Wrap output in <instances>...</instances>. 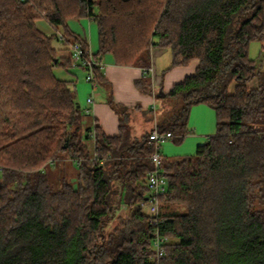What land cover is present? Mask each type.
Wrapping results in <instances>:
<instances>
[{
  "label": "trees",
  "instance_id": "trees-1",
  "mask_svg": "<svg viewBox=\"0 0 264 264\" xmlns=\"http://www.w3.org/2000/svg\"><path fill=\"white\" fill-rule=\"evenodd\" d=\"M82 18L98 25L96 57L145 71L135 86L146 95L152 49L170 50L167 70L199 61L163 96L173 112L140 137L130 117L142 110L110 99L119 133L87 124L92 156L74 82L54 73L70 69L81 39L67 21ZM253 42L264 43V0H0V264H264V68L250 57ZM94 74L107 84L101 69ZM200 104L215 110L216 133L195 155L165 160L152 226L141 209L149 135L157 126L182 143ZM67 161L78 164L75 181L54 183L48 168ZM156 231L169 240L160 259Z\"/></svg>",
  "mask_w": 264,
  "mask_h": 264
},
{
  "label": "crops",
  "instance_id": "crops-1",
  "mask_svg": "<svg viewBox=\"0 0 264 264\" xmlns=\"http://www.w3.org/2000/svg\"><path fill=\"white\" fill-rule=\"evenodd\" d=\"M71 20L77 21L75 25L68 26L71 32L76 37L84 40L89 50L96 55L99 51L97 23L89 18L70 19L69 21ZM36 24L44 33L51 34L54 32V28L44 20H39ZM72 27L78 28L73 30ZM66 54L67 52L65 51L58 53L61 57H65ZM151 57L152 66L150 69L152 71L149 73L153 85L152 95L140 92L135 86V82L146 75L145 71L140 67L119 66L115 63L111 54L102 56L104 62L102 71L107 79L105 86L97 85V88L93 90L91 83L86 80L87 73L85 69L79 67L74 70L73 85L76 89L79 107L88 115L87 124L99 125L108 136L118 135L119 116L108 104L110 99L118 105L126 106L130 110L137 107L142 111L150 109V107L153 109L157 99L162 98V94L168 93L176 83L183 81L187 76L194 75L199 66V61L194 60L187 66H179L167 70L171 66L172 56L170 50L166 48L152 49ZM262 64L264 68V63ZM236 85V82L230 85V93H234ZM253 85H256V82ZM89 98H92V103H88ZM137 112L140 111L136 110L132 112V115ZM130 124L133 127L135 126V128L137 126L134 119L132 121L130 119ZM188 126L193 131V134L185 137L181 145H174L168 140L161 146V152L165 160L171 161L181 156L196 154L198 147L205 144L206 139L216 133L215 110L205 104L192 107ZM151 127H153V124ZM134 132L136 131L134 130Z\"/></svg>",
  "mask_w": 264,
  "mask_h": 264
},
{
  "label": "built area",
  "instance_id": "built-area-1",
  "mask_svg": "<svg viewBox=\"0 0 264 264\" xmlns=\"http://www.w3.org/2000/svg\"><path fill=\"white\" fill-rule=\"evenodd\" d=\"M84 40H77L70 46V68L82 67L85 69L87 76L86 80L91 83L92 89L97 88V82L95 78V70L103 69L104 62L101 58L96 57L89 48H86L83 44ZM149 71H152L150 69ZM92 98L88 99V103H92ZM155 109V106H154ZM173 135L170 132H160L156 126L152 133L149 135L148 146L153 148L150 160L153 163L152 170L148 173L147 184L150 188V197L145 203L141 204V209L150 216V223L152 226L158 227L160 224V201L159 196L163 195L167 189V180L163 175V168L165 158L161 152V145L170 140ZM97 154L93 157L96 159ZM148 209V210H147ZM147 210V211H146ZM153 247L155 250V257L160 259L164 255V247L168 243V238L162 236L160 231L154 233Z\"/></svg>",
  "mask_w": 264,
  "mask_h": 264
},
{
  "label": "rangeland",
  "instance_id": "rangeland-1",
  "mask_svg": "<svg viewBox=\"0 0 264 264\" xmlns=\"http://www.w3.org/2000/svg\"><path fill=\"white\" fill-rule=\"evenodd\" d=\"M76 22L73 20H71V21L68 20L67 24L70 27L71 25H75ZM77 28L78 27H72L73 30L77 29ZM249 54H250L251 58L255 59V61L257 62L259 67H260V65L263 67L262 63H264V43L253 42L250 45ZM75 69H77V68H70L69 70H67V69H64L63 67L57 66L55 68L54 73L58 79L66 80V81H73L72 79H73V74H75V72H74ZM155 107L156 108L154 109V106H153V109L155 111L152 109V107H150V109L148 108L142 112H137L136 114L131 115V117H130L131 121L134 119L135 125L137 124L136 128L134 126V130L136 131L135 133L139 137L142 135V133H144L145 131H149L151 129L154 118H157V121L161 122L167 116V114H169V113L171 114L175 108V101L168 100V99L163 98V97L158 98ZM152 111H153V113H152ZM84 115H85L84 116V118H85L84 123L85 124L82 127L81 136H82L83 142L86 143L87 153H89L90 156H92L94 153L95 147H94V143L91 139L87 140L85 138V136L87 134L86 127H87V123H88V121H87L88 115L86 112H84ZM146 119L150 120V121H146ZM208 139L209 138L206 139V142L208 141ZM169 141H171L174 145H181L184 142L183 141L182 143H175L172 139H170ZM162 145H164V143ZM190 156H193V155H190ZM182 157H188V156H181L178 158H182ZM77 170H78V164L75 161H67V162H63L62 164L56 163L55 165L48 168L50 179L53 180L54 183H56L60 177H66L71 181H72V179H74L73 181H75V176L77 174ZM147 213H149V212L147 211ZM153 259H155V258L153 257Z\"/></svg>",
  "mask_w": 264,
  "mask_h": 264
},
{
  "label": "water",
  "instance_id": "water-1",
  "mask_svg": "<svg viewBox=\"0 0 264 264\" xmlns=\"http://www.w3.org/2000/svg\"><path fill=\"white\" fill-rule=\"evenodd\" d=\"M162 95L164 96L165 94H162ZM163 96H162V97H163Z\"/></svg>",
  "mask_w": 264,
  "mask_h": 264
}]
</instances>
